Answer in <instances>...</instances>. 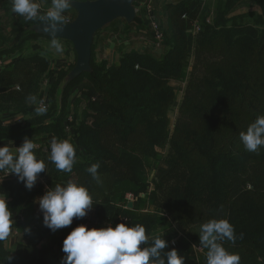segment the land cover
<instances>
[{
	"label": "trees",
	"instance_id": "obj_1",
	"mask_svg": "<svg viewBox=\"0 0 264 264\" xmlns=\"http://www.w3.org/2000/svg\"><path fill=\"white\" fill-rule=\"evenodd\" d=\"M241 1L215 0L210 19L205 0L168 2L165 30L161 27L165 48L159 58L129 50L118 65L107 66L105 61L96 63L92 51L90 72L68 83V72H63V92L85 77L89 86H83L76 103L85 101L90 108L94 95L102 106L84 108L80 118L75 112L66 121L73 125L68 139L76 148L71 173L57 170L47 142L34 150L47 165V174H40L45 182L37 181L28 190L15 174L0 172V194L8 197L12 214L23 209L31 217L37 215V233L50 240L36 259L10 253L0 241V264H53L57 254L51 247L63 244L67 234L64 228L53 232L44 225L38 200L49 188L66 185L70 179L86 186L94 201L89 210L93 216L74 219L75 226L89 217L95 219L96 228L140 223L150 238L166 231L167 250L176 248L185 264H207L201 226L224 218L236 234L235 243L226 242L224 247L240 255V264H264V146L250 152L240 139V133L264 115V0H256L258 9L234 14ZM194 19L199 28L193 33ZM37 23L41 22L17 15L10 36L0 34V58L8 56L0 65V113L22 112L29 119L23 125L21 115L22 124L13 126L23 125L25 130L11 132L0 120V139L53 126L37 119V106L27 99L30 95L38 99L52 70L40 52L21 50L29 38L52 39L31 30ZM179 79L185 86L171 121L169 113L177 101L172 83ZM60 132L66 139L69 132L64 127ZM95 163L100 165V183L87 171ZM162 163L165 167L160 169ZM155 170L159 174L152 177L146 200L144 175ZM127 192L135 196L133 206L127 204ZM145 205L149 208L144 212ZM28 221L23 218L16 224L25 230Z\"/></svg>",
	"mask_w": 264,
	"mask_h": 264
},
{
	"label": "clouds",
	"instance_id": "obj_2",
	"mask_svg": "<svg viewBox=\"0 0 264 264\" xmlns=\"http://www.w3.org/2000/svg\"><path fill=\"white\" fill-rule=\"evenodd\" d=\"M72 6L73 0H51V7L41 14L42 6L35 0H12L11 11L26 21L42 22L44 31L52 36L51 48L63 52L57 33L67 25L65 13ZM27 99L32 104L37 103L36 96L30 95ZM39 103L36 111L40 115L46 114L44 102L41 100ZM240 139L250 152H257L264 146V115L250 124L246 132H241ZM37 147L28 137L15 150L8 145L0 147V172L15 174L31 190L39 175L47 170L44 160L35 155ZM49 159L57 170L71 173L76 162V148L69 139L53 137ZM99 167V163H95L87 169L97 183L101 182ZM38 203L43 212L44 225L53 232L71 226L76 218L86 217L94 205L89 189L74 179H70L66 185L57 184L49 188ZM14 223L16 221L12 218L6 194H0V241H7L12 236ZM24 231L30 232V229ZM164 235L165 231L150 238L146 227L140 223L129 226L121 222L115 227L108 223L100 228L80 224L63 242V252L66 254L63 264H185V256L176 248L167 250L169 245ZM199 236L200 244L207 249V264H240V255L224 247L226 242L234 244L236 241L235 228L228 219H211L203 223ZM12 259L11 255L7 261Z\"/></svg>",
	"mask_w": 264,
	"mask_h": 264
},
{
	"label": "rangeland",
	"instance_id": "obj_3",
	"mask_svg": "<svg viewBox=\"0 0 264 264\" xmlns=\"http://www.w3.org/2000/svg\"><path fill=\"white\" fill-rule=\"evenodd\" d=\"M176 0H152L153 5V15L154 18L159 21V24L163 29L165 30V4L168 2L174 3ZM206 4L210 6L211 12L209 13L208 17L210 19V16H212V11L216 7L215 0H205ZM243 1V2H242ZM238 5L236 9H234L233 13H241L248 9L255 10L258 9L256 3V0H242ZM35 2L40 3L42 6V13L47 11L48 8L51 7V0H35ZM12 8V0H0V34H3L2 36L7 37L10 36L11 28L17 18V14L13 13L11 11ZM135 10H136V18L127 25V22H125L123 19H116L113 22L109 23L105 27L101 29L100 32H98L93 41V57L96 63L98 62H106L108 65H118L119 59L122 54L125 52H128L129 50H137L139 52L150 54L154 57H160L163 52L165 45L164 38L163 40L156 41L153 37V32L150 29V22L152 18H148L147 12L141 7V3L139 1H136L135 4ZM67 21H71L75 17V10L71 7L69 11L65 13ZM250 20V19H249ZM194 22L196 24H199L197 19H194ZM51 40L43 37H37V38H29L25 44L22 47V52L30 53V52H40L41 55H44L49 59V63L51 66V72L49 73V76L45 79L43 82L42 87H40L39 97L37 99L36 106L37 108L40 106V101L42 100L44 102V105L47 107V112L44 115H40L38 112H36L37 119H40L42 123H52L53 126L47 127L43 130H36V132H28L22 136H18L14 139H7V138H1L0 139V145H8L13 150H15V147H20L23 142L24 138L28 137L29 139H32L34 143L37 144V146H41L45 144V140L49 141L47 142V147L49 148V145L51 144V140L53 137H57L58 139L63 140V134L65 133L60 132V128L64 127L66 130V136L68 139L70 135H72V126L69 123H66V121H71V116L73 114H77V118H80L82 115L83 109L87 110H94L101 108V101L100 99H96L94 95H91L92 98V105H90V108L87 106V103L85 101H81L79 104L76 103V100L80 99V94L83 89L84 85L89 86V84L86 82L85 77L78 78L76 82H74L69 89L66 90V92H63L61 89V79L60 76L63 74L64 71L69 72L70 69L73 67L75 63V52L72 48V45L60 40L61 44L63 45V52H57L55 49L51 48ZM18 54V53H16ZM5 56H2L0 58V65L4 63V60L6 61ZM69 70V71H68ZM173 88L177 92V101L174 104L173 109L169 113L171 121L174 120L176 116V111L179 103V99L182 96V92L185 86V81L182 79H179V81H173ZM54 85L55 89L54 91H50V86ZM50 88V89H49ZM81 100V99H80ZM52 106L54 109H52ZM24 114V113H23ZM22 112H14L13 111H4L0 113V120L5 124L8 125L9 128L6 129V131L11 132L12 130L16 129V131L25 130L24 123L28 121L27 115H23ZM23 115V125L21 127H15L13 126L14 122H21L22 120L19 117ZM67 116V117H66ZM17 118V119H16ZM90 120V119H89ZM172 129V127H171ZM69 130V131H68ZM54 131V132H53ZM50 136V139H47ZM62 136V137H61ZM11 141H14L13 143H10ZM45 149V145L42 146ZM152 160L149 159V163H151ZM165 164L162 163L160 169L164 168ZM159 174V171H146L145 177L147 182V188L145 189L143 197L147 200L148 196L150 195V191L152 189L151 187V179L152 177ZM41 182H45L44 175H39L38 180ZM130 193V192H127ZM126 193V194H127ZM125 194V195H126ZM124 195V197H125ZM133 200L127 201L128 206H133ZM130 204V205H129ZM146 205H148V202H146ZM143 207V211H147L149 208L148 206ZM10 207V205H9ZM93 216V213H91ZM90 215V213H88ZM23 216V215H22ZM93 223L95 224V219H92ZM175 229L178 232H182L180 227H175ZM164 232L163 230H159ZM166 232V231H165ZM180 234V233H179ZM175 239V238H173ZM197 248V247H195ZM196 250L202 252H205V250L202 248H197ZM197 251V252H198ZM202 252V253H203Z\"/></svg>",
	"mask_w": 264,
	"mask_h": 264
},
{
	"label": "water",
	"instance_id": "obj_4",
	"mask_svg": "<svg viewBox=\"0 0 264 264\" xmlns=\"http://www.w3.org/2000/svg\"><path fill=\"white\" fill-rule=\"evenodd\" d=\"M136 1L73 0L75 17L64 26L62 32L57 33V38L70 42L75 52V63L66 75V83L84 72L91 71L92 43L96 32L116 19L121 18L131 23L136 17ZM41 23L34 24L31 30L52 38L50 33L44 31V25Z\"/></svg>",
	"mask_w": 264,
	"mask_h": 264
},
{
	"label": "crops",
	"instance_id": "obj_5",
	"mask_svg": "<svg viewBox=\"0 0 264 264\" xmlns=\"http://www.w3.org/2000/svg\"><path fill=\"white\" fill-rule=\"evenodd\" d=\"M47 137H48L47 139L51 138L50 136H47ZM45 141L49 142L47 140ZM13 142L14 141H11L10 143H13ZM0 147H3V145H0ZM45 173L47 174V172ZM7 200H8V197H7ZM18 212L21 213V215H23V218H25V220H29L28 222L30 223V225H28L27 228L30 229V232H25L24 229L20 227V225L14 223L13 230H12L13 234L12 236L9 237L7 241H3V246L10 253L18 254L19 256H22L24 258L36 259L38 253L40 252L39 250H41L45 246L50 245V240L48 239V236L46 235L40 236V234L37 233L36 229H37L38 221H39L37 219L38 217L37 215L35 216V218L31 217L29 211H23V209H21ZM88 213H90V215L87 214V216L92 215L91 211H89ZM92 221L93 220H91V217H89L87 222L83 224L87 225L88 228H93L94 223ZM77 226L73 225L72 223L71 226L65 227L64 229L67 234L66 236H68V234ZM51 248L54 251H56V254H57L56 259L53 262V264H63V260L66 255L63 252V244L56 245V246L54 245Z\"/></svg>",
	"mask_w": 264,
	"mask_h": 264
},
{
	"label": "built area",
	"instance_id": "obj_6",
	"mask_svg": "<svg viewBox=\"0 0 264 264\" xmlns=\"http://www.w3.org/2000/svg\"><path fill=\"white\" fill-rule=\"evenodd\" d=\"M141 3V7L147 12V16L148 18H152L151 19V22H150V29L151 31L153 32V37L156 41H160L162 40V29H161V26L159 24V21H157L155 18H154V15H153V5H152V0H137ZM198 24H196L195 22L193 23V33L195 31L198 30ZM125 199L126 201H130V200H133L135 199V196L132 194V193H127L125 195ZM12 218L14 221H20L22 222L23 220V216L21 215V213H18V214H13L12 215Z\"/></svg>",
	"mask_w": 264,
	"mask_h": 264
}]
</instances>
